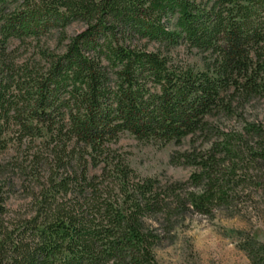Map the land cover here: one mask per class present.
<instances>
[{
  "label": "trees",
  "instance_id": "1",
  "mask_svg": "<svg viewBox=\"0 0 264 264\" xmlns=\"http://www.w3.org/2000/svg\"><path fill=\"white\" fill-rule=\"evenodd\" d=\"M263 96L264 0H0V155L27 152L0 161V264H159L153 221L229 209L264 167L261 126L223 128ZM124 134L190 137L171 161L195 172L137 175L111 147ZM30 167L34 206L12 216ZM239 247L264 264V242Z\"/></svg>",
  "mask_w": 264,
  "mask_h": 264
},
{
  "label": "rangeland",
  "instance_id": "2",
  "mask_svg": "<svg viewBox=\"0 0 264 264\" xmlns=\"http://www.w3.org/2000/svg\"><path fill=\"white\" fill-rule=\"evenodd\" d=\"M84 28L83 24L76 23L68 29V33L73 36ZM180 52L184 59L192 63L200 59L197 56L188 58L182 49ZM246 123H255L264 129V96L247 104L233 118L225 120L223 128L226 131H241ZM202 141L203 138H200L198 144ZM191 144L189 137L179 145L171 143L162 147L156 143H141L133 136L124 134L111 147L137 175L157 178L165 183L190 180L196 169L174 165L171 160L174 155L190 148ZM202 147L207 148L208 144H202ZM24 150L11 147L0 155V161L22 163L27 155ZM246 170L242 175L245 182L240 189L239 199L231 208L216 210L210 216L187 215L171 224L163 220L153 221V226L161 235L160 245L156 249L159 264H252L239 245L247 234L264 242V167ZM32 171V167L26 175L17 171L19 186L7 202L12 216L25 214L34 206L31 195L39 191L40 182L31 180L34 175Z\"/></svg>",
  "mask_w": 264,
  "mask_h": 264
}]
</instances>
